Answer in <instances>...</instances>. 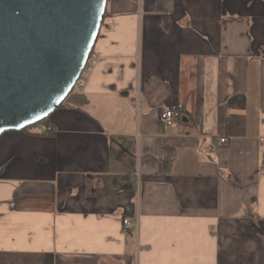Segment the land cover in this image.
<instances>
[{
    "label": "crops",
    "instance_id": "0c3cea01",
    "mask_svg": "<svg viewBox=\"0 0 264 264\" xmlns=\"http://www.w3.org/2000/svg\"><path fill=\"white\" fill-rule=\"evenodd\" d=\"M91 58L0 136V264H264V0H108Z\"/></svg>",
    "mask_w": 264,
    "mask_h": 264
},
{
    "label": "water",
    "instance_id": "95a60500",
    "mask_svg": "<svg viewBox=\"0 0 264 264\" xmlns=\"http://www.w3.org/2000/svg\"><path fill=\"white\" fill-rule=\"evenodd\" d=\"M108 0H0V136L48 119L92 56Z\"/></svg>",
    "mask_w": 264,
    "mask_h": 264
},
{
    "label": "built area",
    "instance_id": "2783aa9c",
    "mask_svg": "<svg viewBox=\"0 0 264 264\" xmlns=\"http://www.w3.org/2000/svg\"><path fill=\"white\" fill-rule=\"evenodd\" d=\"M94 66H95V61L90 57L85 69L83 70L82 74L80 75L75 85L74 90H82L86 86L88 82L89 73L91 72ZM183 110L184 108L181 104L170 105L166 108V110H164L161 113L160 118L162 122L168 127L177 126L178 122L181 120ZM26 129L31 134L38 136H51L56 131L55 128L47 121L39 122ZM225 142H226L225 139L221 140L222 144H224ZM137 227H138V219L135 222L131 221L130 219L123 220L124 232L129 231L131 228H137Z\"/></svg>",
    "mask_w": 264,
    "mask_h": 264
},
{
    "label": "trees",
    "instance_id": "16d2710c",
    "mask_svg": "<svg viewBox=\"0 0 264 264\" xmlns=\"http://www.w3.org/2000/svg\"><path fill=\"white\" fill-rule=\"evenodd\" d=\"M105 15H106V14H105ZM104 18H105V17H104ZM92 53H93V51H92ZM63 104H64V103H63ZM63 104H62V105H63ZM62 105H61V106H62ZM61 106H60V107H61ZM48 119H49V118H48ZM48 119L46 120L47 122H48ZM24 131H27V129H25Z\"/></svg>",
    "mask_w": 264,
    "mask_h": 264
},
{
    "label": "rangeland",
    "instance_id": "374dc122",
    "mask_svg": "<svg viewBox=\"0 0 264 264\" xmlns=\"http://www.w3.org/2000/svg\"><path fill=\"white\" fill-rule=\"evenodd\" d=\"M73 92H74V91H73ZM46 120H47V119H46ZM46 120H45V121H46Z\"/></svg>",
    "mask_w": 264,
    "mask_h": 264
}]
</instances>
